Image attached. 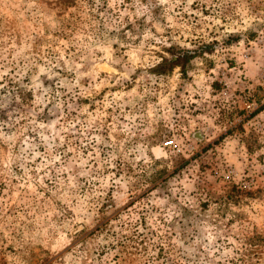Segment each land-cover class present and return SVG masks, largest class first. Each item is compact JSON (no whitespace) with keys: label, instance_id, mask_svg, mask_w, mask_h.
I'll list each match as a JSON object with an SVG mask.
<instances>
[{"label":"rangeland","instance_id":"obj_1","mask_svg":"<svg viewBox=\"0 0 264 264\" xmlns=\"http://www.w3.org/2000/svg\"><path fill=\"white\" fill-rule=\"evenodd\" d=\"M263 105L264 0H0V264H264Z\"/></svg>","mask_w":264,"mask_h":264},{"label":"trees","instance_id":"obj_2","mask_svg":"<svg viewBox=\"0 0 264 264\" xmlns=\"http://www.w3.org/2000/svg\"><path fill=\"white\" fill-rule=\"evenodd\" d=\"M161 51L164 55H169L170 57H160V62L152 68L151 71L157 76L165 75L175 67L179 68L181 75H184V64L187 63L193 55H196L195 52L186 51L174 45L163 47Z\"/></svg>","mask_w":264,"mask_h":264}]
</instances>
